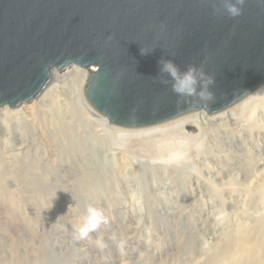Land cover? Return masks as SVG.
Wrapping results in <instances>:
<instances>
[{
    "label": "rangeland",
    "instance_id": "1",
    "mask_svg": "<svg viewBox=\"0 0 264 264\" xmlns=\"http://www.w3.org/2000/svg\"><path fill=\"white\" fill-rule=\"evenodd\" d=\"M57 84L34 128L22 120L24 140L0 134L5 154L22 148L35 177L13 220L19 264H227L239 232L263 233L264 96L231 122L202 130L109 131L73 99L68 74ZM44 119L50 132L58 126L64 133L42 134ZM8 176L7 187H20ZM89 205L103 209L107 223L76 240L72 227ZM8 230L0 235L7 261Z\"/></svg>",
    "mask_w": 264,
    "mask_h": 264
},
{
    "label": "water",
    "instance_id": "2",
    "mask_svg": "<svg viewBox=\"0 0 264 264\" xmlns=\"http://www.w3.org/2000/svg\"><path fill=\"white\" fill-rule=\"evenodd\" d=\"M241 7L231 17L221 0H0V107L43 97L59 71L80 66L84 102L112 127L230 112L264 90V0ZM161 58L203 66L215 101L178 103Z\"/></svg>",
    "mask_w": 264,
    "mask_h": 264
},
{
    "label": "bare ground",
    "instance_id": "3",
    "mask_svg": "<svg viewBox=\"0 0 264 264\" xmlns=\"http://www.w3.org/2000/svg\"><path fill=\"white\" fill-rule=\"evenodd\" d=\"M67 74L71 77L72 82H73V97H74L73 99L76 100V102H78L81 105V107L83 106V109L88 111V114L92 115V118H93L92 120H94L95 123L99 124L104 129H108L109 131H115V130L119 129L117 127H115V128L111 127L110 124H109V121H108V119L106 117H104V116L98 114L97 112L93 111L84 102L82 89L84 88V86L86 84V79H87L88 72L84 68H81L80 66H75L72 69H66L62 74H60L58 72L57 76L55 78V81H58V82H56V84L52 85L51 88L48 90V92L43 97L38 98L36 104L34 103V105H29V106H26V107L25 106H20V107H17V108H13V107H11L9 105H6V104L1 106L0 107V132H1L0 134H3V135L5 134V135H8L9 137L15 135V136H17V139L20 140V139L23 138V140H24V138L26 137V133L22 132V127H23L22 120H25L26 123H28V124H26L27 125L26 127H28L29 130H31V128H34V126L36 125V122L34 121V119L36 118V115L40 114V113H44V112L41 111V109L43 107L50 106V104L54 101L55 96H57L56 94H57V91H58L57 90L58 86H60L57 83H59L63 79V77H65ZM69 81H70V79H69ZM60 87H62V86H60ZM263 94H264V90L262 92H260L259 94H257L252 99H250L248 102H246L241 107H239L237 109H234V110H232L230 112L219 113V114L211 115V116L208 115L207 112H205L203 114H200V115H198V116H196V117H194V118H192L190 120L181 122L179 124H176V125H173V126H170V127L156 128V129H161L162 130V129L171 128V127H175L176 126L179 130L185 131L184 129L187 126L193 125L196 128H198L199 130H202L205 125H208V124H211V123L215 124L214 122H216V123H226L227 121L231 122V119H233V117L239 116L240 114H242L244 112L245 109L250 108L251 104L256 103L258 99H260L262 96H264ZM55 119H57V118H55ZM58 121H57V123H58ZM39 122H40L39 123V127L42 129V134L48 135L50 133H53L52 136H51V139L54 137V134L61 135L60 133L63 132V131H60L59 128H57L58 126L57 127H53L52 129H50L51 130V132H50L48 130V128H49L48 124L49 123H48L47 119L46 120L44 119V120L39 121ZM57 123H55V124H57ZM13 126L15 127V130H12ZM63 129L64 128H62V130ZM126 130L135 131V132H141V131H145V130L148 131L149 129H135V130L126 129ZM28 134H29V132H28ZM127 134L133 135L132 133H129V132ZM30 136H31V133H30ZM65 138L67 139L66 136H65ZM18 142H20V141H18ZM166 143H168V142H166ZM4 146H5V143L3 142V139L1 137L0 138V235H1V237H3L2 234H4V233H2V231L5 232L6 229H9L8 232L11 229V232H12V229L14 228L13 226H14V223H15V222L13 223L14 215L16 214L17 210L20 211L19 202H20V200H22V197L20 199L19 195L20 196L23 195V197H25L24 196L25 194H31L32 193L31 191L33 190V188L31 190L30 189V185H31L32 181L34 180L33 178H35V177H33V168H32L33 165L31 164V162H29V161L23 159V157L19 156L21 154V151H22V150L20 151V149H22V148L17 147V150L20 153H18V155H16V156L13 155L16 158L13 157V156H11V157H13V158H11L9 155L5 154L6 151L4 149L5 148ZM25 153H23V154H25ZM6 161H7V163H6ZM3 163H5V165ZM8 175H11L12 178H14V181H15V179H16V181L19 180L20 187H19V184H18L17 188H14V189H11V188L7 187V183L5 182L6 181L5 178H8L9 177ZM12 178L10 177L11 180H13ZM7 180H9V179H7ZM28 199H30L29 196H28ZM21 203H22V201H21ZM23 203H25V202H23ZM21 207H23V206H21ZM25 207H27L26 204H25ZM19 214H21V213L19 212ZM19 216L21 217L22 215H19ZM19 216H17V218ZM22 218H24V217H22ZM24 222H26V221H24ZM29 225H32V224L29 223ZM9 227H11V228H9ZM15 227H16V225H15ZM17 228L18 227H16V231L14 230L15 228L13 229L14 230V234H15V232H17ZM31 228H33V226ZM261 228H262V226H261ZM261 228H259V229H261ZM35 231H36V229H35ZM258 233H260V232H258ZM258 233H257V229L250 228V227L246 228L243 232H239L237 238L235 239L234 243L231 246L232 250H234V251H233L232 255L230 254V256H229L230 258L228 257L230 259V261L227 264H264V257L262 256V254H264L263 253V251H264V237H263L264 230H263V233L262 232L260 234H258ZM10 234L7 233V235H9V236H10ZM11 235L12 236H10V239H9V241H10L9 247H10V250H11V253H10L11 257L8 256V258L10 257V259H8V261H7V260L3 259L4 256L3 257L0 256V264H19V262H20L19 258L17 257L18 254L16 252V249H17L16 248V244L17 243L15 242L16 237H13V232H12ZM8 237H6V240L8 239ZM0 244L2 245V241L0 242ZM8 254H9V252H8ZM221 260H222V258H221ZM216 264H218V263H216Z\"/></svg>",
    "mask_w": 264,
    "mask_h": 264
},
{
    "label": "clouds",
    "instance_id": "4",
    "mask_svg": "<svg viewBox=\"0 0 264 264\" xmlns=\"http://www.w3.org/2000/svg\"><path fill=\"white\" fill-rule=\"evenodd\" d=\"M223 9L231 17L241 14L242 5L245 0H221ZM217 11L220 9L217 8ZM150 51L141 48V53L146 54ZM160 73L168 74L171 77V88L178 96V103H197L203 102L205 107L215 101V93L210 90L214 83V77L204 71L203 66L197 67L190 64L186 70L181 71L179 66L171 59L159 60ZM164 84L169 83L166 79H161ZM107 223V218L103 209L89 205L86 207L84 215L77 224L73 226V236L76 240L89 238L90 234L98 233L102 225ZM103 247V245H101Z\"/></svg>",
    "mask_w": 264,
    "mask_h": 264
}]
</instances>
